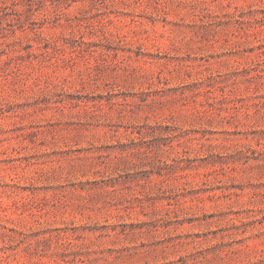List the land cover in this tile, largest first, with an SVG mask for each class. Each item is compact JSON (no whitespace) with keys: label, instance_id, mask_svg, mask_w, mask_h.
Here are the masks:
<instances>
[{"label":"rangeland","instance_id":"obj_1","mask_svg":"<svg viewBox=\"0 0 264 264\" xmlns=\"http://www.w3.org/2000/svg\"><path fill=\"white\" fill-rule=\"evenodd\" d=\"M0 264H264V0H0Z\"/></svg>","mask_w":264,"mask_h":264}]
</instances>
